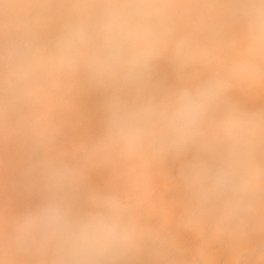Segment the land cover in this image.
Wrapping results in <instances>:
<instances>
[{
  "label": "clouds",
  "instance_id": "clouds-1",
  "mask_svg": "<svg viewBox=\"0 0 264 264\" xmlns=\"http://www.w3.org/2000/svg\"><path fill=\"white\" fill-rule=\"evenodd\" d=\"M187 7L172 0H40L22 6L15 18L3 23L0 105L16 111L57 76L82 73L112 90L107 137L96 146L97 152L118 147L128 155L183 153L205 140L209 118L232 80L255 81L264 75L255 63L256 57H264V0H248L228 6L227 12L245 24L252 60L233 64L229 78L178 89L164 100L145 95L153 63L167 45L178 11ZM53 16L63 23L49 47L41 40L40 27ZM174 47L185 59L199 58L187 39L176 41ZM128 93L139 99L128 100ZM220 132L209 141L213 158L189 165L183 179L202 205L238 220L251 211L264 177V169L253 161L254 146L264 133L255 114L232 109L221 121ZM38 168L49 181L51 195L8 222L7 246L40 257L39 264H121L137 243L138 228L129 205L105 196L95 198L91 210L76 211L66 194L77 185L78 174L53 161L30 166L25 177Z\"/></svg>",
  "mask_w": 264,
  "mask_h": 264
},
{
  "label": "rangeland",
  "instance_id": "rangeland-1",
  "mask_svg": "<svg viewBox=\"0 0 264 264\" xmlns=\"http://www.w3.org/2000/svg\"><path fill=\"white\" fill-rule=\"evenodd\" d=\"M40 0H0V45L3 23L22 6ZM73 3L76 0H50ZM187 5L178 11L167 45L154 61L145 95L164 100L181 88H196L215 77L229 78L230 67L253 58L247 29L227 7L248 0H172ZM63 19L53 16L40 27L51 46ZM187 39L199 58L185 59L174 44ZM264 69V57H256ZM112 90L82 73L57 76L23 108L0 105V264H39L40 257L20 254L6 244L7 225L50 195L42 168L26 178L32 165L59 162L79 176L66 200L76 211H89L94 199L118 197L130 207L138 228L137 243L121 264H264V177L256 187L250 212L233 220L202 205L188 189L183 173L192 163L211 160V141L221 135L228 110L255 114L264 133V75L255 81L232 80L223 102L206 126L204 141L183 153L128 155L118 147L99 153L107 137ZM127 99H139L128 93ZM23 116V122L19 117ZM253 161L264 169V138H258ZM198 209H202L198 213ZM155 249V251H152Z\"/></svg>",
  "mask_w": 264,
  "mask_h": 264
}]
</instances>
